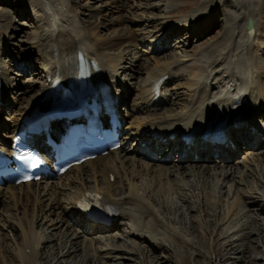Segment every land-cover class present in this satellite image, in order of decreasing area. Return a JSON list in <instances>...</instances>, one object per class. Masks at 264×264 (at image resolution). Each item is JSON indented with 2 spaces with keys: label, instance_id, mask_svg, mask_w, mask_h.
Returning <instances> with one entry per match:
<instances>
[{
  "label": "rangeland",
  "instance_id": "obj_1",
  "mask_svg": "<svg viewBox=\"0 0 264 264\" xmlns=\"http://www.w3.org/2000/svg\"><path fill=\"white\" fill-rule=\"evenodd\" d=\"M40 1L0 0V26L7 25L6 33L0 40V58L5 62L0 71L3 73L2 85L7 81V77L10 79L9 84L11 83L9 88L5 86V91L3 89L1 99L3 110L0 106L1 130L11 128L15 124L13 117L18 116L26 104L37 96L39 87L43 85L44 58L36 49L49 45V42L41 41L37 37V33L47 31L40 22L42 11L38 12L34 6ZM201 2L202 0H71V5L77 12L74 17L78 26L83 25L86 28L96 26L94 29L98 36L91 39L90 43L92 45L98 43L101 52L116 58L112 78L121 83L118 86L122 95L120 106L127 103L129 124L134 123L132 117L144 115V102L138 100L137 88L145 87L147 73L155 60L173 61L175 68L178 67L171 72L172 75L176 74L178 79L174 77L171 82L172 89L165 92L169 101L166 108L167 110L171 108L174 113L184 111L189 97L194 94L193 89L184 87L185 79L191 77L188 73L189 68L201 61L197 52L203 46L214 48L227 25L234 24L236 33L233 35L234 42L230 45V51L226 52L224 49L221 54H217V57L224 60L223 64L220 68L209 66L210 78L206 81L195 80L199 84L204 80L207 88L215 85L216 88H212L214 92L222 95L236 83L235 78L232 80L224 78L226 72L232 70V65L228 64L232 62L231 54H237L240 59H244L251 52L250 55L261 58L260 66L263 68L264 34L258 37L259 32L255 31L248 38L245 34L247 29L243 15L251 13L258 21L263 20L264 13L260 14L258 9L260 5L264 6V0H224L221 3L217 0L209 3V17L200 20L201 31L191 33L195 30V25L189 26L191 19L186 21V17ZM183 6L189 10L186 11ZM227 11L234 19L230 15V19H227L225 15V12L228 14ZM64 15L60 19L61 23L65 19ZM175 22L181 25L178 28H171ZM172 30L174 31L171 32ZM164 32L167 34L163 35ZM120 41L123 42L120 47L113 46L115 42ZM257 44H260L259 47H256ZM252 45L257 48L253 52ZM159 100L161 101L160 98ZM164 109L165 107L163 111ZM230 135V140L236 148L241 149L234 152L228 147L234 153L228 157L225 155L228 161L199 160L203 165L207 164L217 178L220 172L223 173L225 170L231 172L222 182L220 189L213 185L215 178L208 168L204 169V174L186 176L188 170L184 169L191 165L187 161L191 153L183 152V155H180L179 149H171L168 146L149 158L148 163L153 169L158 168V164L166 169L161 181L167 180L177 186L180 190L178 194L156 193L149 190L153 187L154 176L150 171L149 174H146L147 171L131 173L133 180L141 186L140 181L149 180L148 187L144 189L148 190L147 196L151 194L148 196L149 202L157 211V218L160 221V226L153 232L154 235H151L156 238V241H153L156 246L154 248L149 245L151 239L133 236L131 221L125 219H119L117 225L110 230L98 227L100 230L92 233L94 239L98 241L93 242L91 246L87 244L89 238L85 235L78 239L69 235L80 223L77 219L72 221L71 216H69L71 220L64 218L62 213L69 211L68 198L76 191L75 184L69 181L74 179L77 170L64 172L63 175L67 174L65 177L62 175L61 178L53 180L58 182L59 189L62 188L60 195L49 191L41 193L39 192L42 189L41 184L38 182L35 188L37 183L33 182L40 198L38 205L40 210L35 206L26 208L21 203L23 199L16 203V199H10L9 193L0 194V250L5 258V264H19L17 260L11 261L10 257L15 252L16 242L26 229L28 220L31 221L35 236L45 237L39 242L40 247L38 251L36 250L34 264H93L91 257L97 248L110 251L101 264H264V150L259 147H254L250 151L245 150L243 144L236 139L232 140L236 136L231 132ZM0 137L5 138L4 134ZM134 139L131 137L124 147L127 150L123 152L125 159H127L125 156L129 157L139 148ZM253 140L263 142L264 136ZM163 159H167L168 162L164 163ZM177 160L183 163L184 168L180 169L182 175L175 176L171 173V177L169 172L175 170L173 162ZM124 181L120 178L114 185L113 194L116 198L120 199L124 195L123 188L126 185ZM220 182L221 180L218 181V185ZM88 183L92 186L93 180L88 178ZM119 184L121 185L118 186ZM223 184H226V187H223ZM54 198L57 199L56 202ZM145 200L147 201V198ZM237 200H240L239 206L236 205ZM166 207L170 210H165ZM188 207H193L194 211L187 213ZM22 210L26 213L25 217H20ZM59 218L62 220L57 223L55 220ZM143 221L146 226L149 225V219ZM71 223L73 226H70ZM80 240L83 241L82 249L76 246ZM60 254L63 256L60 257ZM155 255L163 258L155 262Z\"/></svg>",
  "mask_w": 264,
  "mask_h": 264
},
{
  "label": "bare ground",
  "instance_id": "obj_2",
  "mask_svg": "<svg viewBox=\"0 0 264 264\" xmlns=\"http://www.w3.org/2000/svg\"><path fill=\"white\" fill-rule=\"evenodd\" d=\"M215 1L217 0H202L200 6L197 7L195 12L189 17L191 19V24L195 25V30L191 31V33L192 32L195 33V31H199V32L201 31L199 30V28L202 26L200 24V20L203 17L204 19L209 17L208 15L210 13L209 3H214ZM219 1L220 3L224 2V0H219ZM34 6L36 7V10L38 12L42 11L43 15L42 18H40V22L47 28L46 32L43 31V32H39V34L37 33V37L41 41L48 40L49 42V45H44L43 47L40 46L41 47L40 49L36 47L37 48L36 51L40 54V56L44 58V64H43V72L45 74L44 77L45 76L47 77V75L49 76L51 74L58 73L57 80L64 85V88L69 89L70 92L73 93L75 87L68 85L66 79L69 74L70 76L73 74L74 65H75V55L76 52L79 50L82 56L83 54L87 58L89 56L90 58L95 60L98 66L100 67L98 72V77H96L93 73L91 77L97 79L98 81H102L106 83L113 82L112 85L117 86L116 88L118 89V86H120L121 83L118 80L112 78L113 71L115 70L113 66L114 60L116 59L115 56L101 52V46H99L98 43L93 45L90 43L91 39H94L98 36L96 29H94L96 28V26L88 27V28L84 27L83 25L78 26L77 21L74 17V14H76L77 12L75 7L71 5V0L69 1L41 0L40 2L36 3V5ZM258 11L260 14L264 13V6L260 5ZM63 15L65 16V19L61 23L60 19ZM225 15L227 16V19L228 18L230 19L229 15L233 17V15L230 14V12L228 14H226L225 12ZM248 18H251L253 25L252 28L247 29V31H245L247 37L249 38L255 31L259 32L258 37L260 34L262 33L264 34V16H263V20L258 21L255 18V15L251 13L248 15H243V19L245 20V25ZM175 25L178 24L175 22ZM230 25L231 26L228 25L226 26V28L223 31V34L221 35V38L218 40L214 48H209V46H203L197 52L200 56L201 61L198 64H193V66L189 68L188 73L191 75V77L185 79L186 82L184 88L189 87L191 88V90L193 89L194 94H192L189 97V100L187 102L188 107L184 112L174 113L171 112V108L167 110L166 105L169 103V101H167V97L161 95L162 92H165L170 88H172L171 82L174 77L178 79V76L176 74L172 75L171 73L173 72L174 69L177 70L178 67L175 68L176 65L173 63V61L171 62L168 61L159 62L158 60L154 61V65L149 69V72L147 73L148 76L145 87L141 86L137 88L136 96L141 98L145 97V99H147V101L144 102L143 104L144 105L143 110H145L146 112L152 111L154 113L158 107L162 108L163 106H165L164 110L166 113H160L158 116L153 117L152 119H148L146 117V114L144 117H138L137 115H135L137 117L131 118V120L134 122L133 124H130L132 126L131 129L135 133H138L137 136L141 141L143 140L150 141L151 144L150 143L149 144L152 147L153 146L155 147L158 144L161 145V142L164 138L159 140L157 138H151L150 135L143 136L139 133L140 131H138L140 127H145L152 122L159 129H161L160 133L162 134L164 133L165 134L164 137L166 138H167V133L169 132L170 129H172V131L178 129L181 130L179 133L189 132L192 134H196V140L199 139L198 136H202L201 137L202 139L210 138L209 134H208L209 137H206L207 135H205L204 129H209L211 131L213 128L216 127L221 128L222 126H227L229 127L227 129L229 133V138L231 139V135H230L231 132L232 135L236 136L232 140L236 139L237 142L243 144L242 147L245 150L250 151L254 147H259L264 150V141L255 142L251 134L248 133L249 131L248 127H245L243 130L241 128H235L230 126L231 124L234 125L238 123V121H234L231 116H229L223 123H220V119L223 117L224 114H226L228 109L231 107L239 108V113L237 115L246 116L245 120H247L248 122L250 121L248 120L247 116H250L255 113L258 114L259 116L264 117V69H263L264 66L263 68L260 66L261 58L257 57L256 55L255 56L250 55L251 52L244 59H240L237 54L235 55L231 54L230 57L232 62L228 64L232 65L231 68L232 70L227 71L226 74L224 75V78L227 80H232V78H235L236 83L232 85V87L226 91L227 94L221 98H218L217 96L214 95L215 92L212 88H216L215 85H212L211 87L207 88L205 82H203L204 80L206 81L207 79L210 78V72L208 70L209 66L211 68L214 67L220 68V66L223 64L224 60H221V58L217 57V54H221V51L224 49H226V52L230 51L231 48L230 45H232L234 42L232 38L234 33H236L234 24H230ZM6 30H7V25L0 26V40L3 34L6 33ZM261 43L262 41L260 42V44ZM121 44H123L122 41L115 42L113 46L120 47ZM259 45L257 44L256 47H259ZM256 47L252 45L251 48L252 52L255 50ZM0 50H1V46H0ZM3 64H5V62L1 61L0 58V67ZM179 72H181V70H179ZM2 74L3 73H1L0 71V79ZM6 77L7 76H5V78ZM164 77L167 78L165 79ZM212 77L214 78V76ZM195 79L197 80L204 79V80L201 81L202 83L200 82L199 84ZM9 81L10 79L7 77V81H5L4 83L5 85L3 84L2 86H7L9 88L11 84V83L9 84ZM48 84H49V88L44 85L39 87L37 96L32 98L30 103L26 104L25 108L21 110L22 114L33 113L36 107H37V112L40 110L41 112L49 111L48 109L51 108L52 100L56 98V94H55L56 88L53 87V84L51 82H48ZM247 88L248 90L247 92H245ZM234 89H236L235 93L230 92V90H234ZM149 90L150 91L152 90L154 93L159 92L161 101L153 98V95L148 92ZM189 93H191V91ZM239 93L245 95V98H242L241 97L242 95H240ZM237 94L240 95L239 99L234 101L233 102L234 104H230L233 95H237ZM42 96L44 97L41 99ZM64 100L68 101V99H64ZM223 104L225 105L223 106V109H218ZM13 121L15 122L16 125V122L20 121V117L17 116L15 118L13 117ZM174 123L176 124L180 123V125L173 126ZM132 131H129L126 134H130V133L132 134ZM203 135H205L204 138ZM263 136H264V131H263ZM168 144L170 145V143ZM200 144L202 143L201 142L196 143L195 141L196 147L199 146ZM215 147H218V145H215ZM207 148L208 149L203 151L202 155L206 153V155L211 154L212 156V151H211L212 146L208 144ZM226 148L228 147L217 148L216 151L218 152V155L214 156V160H219L223 162L228 161V158H226L225 155L228 157V155L232 154V151L227 150ZM133 152H136V150H134ZM211 156H207L205 159L213 158ZM125 157H127V159L124 158V154L119 149L116 151H112L106 156L97 157L95 160L85 161L80 165L73 166L65 171V173L66 172L69 173V171L77 170L76 171L77 173H75V177H74L75 180L72 179L69 181L75 184L74 187L76 191L72 192L68 198V204L70 206L69 211L62 213L64 218H67L69 220L77 219L78 223H80L79 227L73 228L69 234L73 236L74 239H78L83 235H85L86 237L89 238V240H87L88 241L87 244H89L90 246L93 242L98 241L94 239L95 237H93L94 235H92V233L94 231L100 230L98 228L100 226H94L89 221H86V217L84 213L81 212L78 209V206L76 205L77 204L76 201L84 196L85 191L89 190L87 188H90L89 185L88 186L84 185L85 179L87 183H88V178L93 179L94 185L92 186V188H94L95 190H102L105 197H113L114 184L117 183L120 178H123L125 180L124 182H126V185L123 188L124 189L123 198L115 199L114 201H109L106 199V201L116 206L117 214L131 221L130 224L134 230V234H132L133 236L140 238L147 237L148 239H151L152 242H150L149 245L151 247L153 246L154 248L155 244L153 243V241L154 240L156 241V238L152 237L151 235H154L153 232L157 230V228L160 226V221L157 218V214H156L157 211L149 202L150 197L148 198V196L151 194L147 196L148 190L146 191L144 189L148 187L149 180L147 181L142 180V182L140 181L139 183H142L141 186L140 184H138L137 181L133 180L131 173L133 171L138 173L147 171L146 174H149L148 171H150V174H154L152 181L153 187L152 189L149 190L156 191V193L167 192L168 194L171 193L178 194L180 190L170 181L166 180L165 182H162L161 180L164 177L163 175H165L166 169L160 167L159 164H158V168L153 169L151 167L152 165L148 163L150 162L149 161L150 159L144 156V154L141 155L140 153L136 152V154L132 153V155H129V157L128 156ZM133 157H135V159ZM181 159L183 160L184 157H182ZM163 160L164 163L168 162L167 159H163ZM187 161L191 165L188 167V169L187 168L184 169V170H188L186 176L190 177V176H198V174H204V169L208 168L207 170H210L212 176L215 178V183L213 185H215V187L219 189L224 179H226V177H228L231 174V172H227L225 170L223 173L220 172L219 175H217L219 176L217 178L215 176V173L214 172L212 173V170L208 167L207 164L203 165L202 163L194 160V158L191 157L187 158ZM201 161H204V159L203 160L201 159ZM173 163L175 164L173 165L175 167V170H173V172H171L170 170L169 173L171 177L172 174H175V176L177 175L181 176L182 173L180 172V169L184 168L182 161L177 160L174 161ZM85 166H87L86 169H84ZM201 167H203V169ZM111 173H115L116 176L113 183H110L107 178ZM66 175L67 174L63 175V177H65ZM137 175L138 174L136 173V176ZM219 180H221V182L218 185ZM57 183L56 182L51 183L49 180L41 181L42 189L38 191L41 193L49 191L52 192V194L60 195L62 192V190L60 189L62 188L59 189V187H57L58 185ZM33 185H34L33 182L20 184L17 187L7 185L5 187L6 191L4 193H9L10 199L13 198L16 199V203H19V201H22L23 199V202L21 203H24V206L26 208H29L35 203L40 204V198L37 194V191L35 190L38 183L35 185V188ZM120 185L121 184H119L118 186ZM230 186L231 185H229V188ZM223 187H226V184H223ZM3 189L4 187L1 188L0 191H2ZM14 189H19L20 193L19 190L16 191ZM145 198H147V201H145ZM54 200L56 202L57 199L54 198ZM239 201L237 200L236 203L237 206L240 205ZM37 207L39 206L37 205ZM165 210H170V208L166 207ZM192 211H194L193 207H188L187 213H191ZM20 213H22L20 217L26 216L24 210H22ZM69 216H71V219ZM145 219L146 220L149 219L148 226H146V224L143 221ZM27 220L28 219H26V221ZM60 220L62 219L59 218L58 220L55 221L58 223L60 222ZM49 221L51 222L52 219H49ZM70 226H73V223H71ZM102 227L106 230H110L114 226L112 227L109 226L106 228L105 226ZM150 232H152V234ZM44 238H45L44 236H38L36 238L32 229L31 221L28 220L26 229L21 233V243L19 244L18 242H16V247H14L15 252L13 254L11 253L12 256L10 257L11 258L10 260L11 261L17 260L19 264H34L37 252L33 244L38 243V241ZM76 246L82 249L83 241L80 240ZM84 247H86V244L84 245ZM27 248L29 250L28 252H25V249ZM67 251H69V249ZM162 251L165 254H167V251L164 248H162ZM121 252H123V250H121ZM1 253L2 250H0V261L2 264H5L4 262L5 258H3L2 255L3 253L2 254ZM109 253H110L109 250L103 251L100 248L99 249L97 248L91 257L93 264L95 263L101 264V262L105 259V257H107ZM61 256H63V254H60V257ZM162 258L163 256L156 257L155 255L154 260L155 262H157Z\"/></svg>",
  "mask_w": 264,
  "mask_h": 264
},
{
  "label": "water",
  "instance_id": "obj_3",
  "mask_svg": "<svg viewBox=\"0 0 264 264\" xmlns=\"http://www.w3.org/2000/svg\"><path fill=\"white\" fill-rule=\"evenodd\" d=\"M251 26H252V20L249 18L247 20V28L249 29V28H251Z\"/></svg>",
  "mask_w": 264,
  "mask_h": 264
}]
</instances>
